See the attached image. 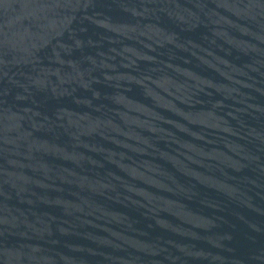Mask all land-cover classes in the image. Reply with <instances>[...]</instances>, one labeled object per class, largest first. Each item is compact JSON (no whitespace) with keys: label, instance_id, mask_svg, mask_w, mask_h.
<instances>
[{"label":"water","instance_id":"water-1","mask_svg":"<svg viewBox=\"0 0 264 264\" xmlns=\"http://www.w3.org/2000/svg\"><path fill=\"white\" fill-rule=\"evenodd\" d=\"M0 264H264V0H0Z\"/></svg>","mask_w":264,"mask_h":264}]
</instances>
